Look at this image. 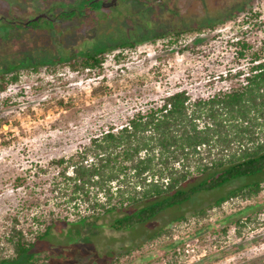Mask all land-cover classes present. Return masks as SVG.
Segmentation results:
<instances>
[{
    "label": "rangeland",
    "instance_id": "obj_1",
    "mask_svg": "<svg viewBox=\"0 0 264 264\" xmlns=\"http://www.w3.org/2000/svg\"><path fill=\"white\" fill-rule=\"evenodd\" d=\"M94 1L101 3L88 7L84 0H0V69L17 65L19 73L18 80L0 91V118L5 120L0 127V236L14 217L25 232L49 227L20 263L38 255L45 258L41 264H264V182L257 195L209 207L248 181L233 180L134 228L114 230L110 223L115 217L148 201L90 214L84 204H66L53 190L58 168L50 164L109 127L120 128L172 92L183 89L193 100L238 85L228 71L247 70L249 63L236 57L238 48L231 42L245 36L252 50L260 48L264 0ZM249 7L259 15L244 22ZM158 28L165 37L122 49V59L113 57L118 48L108 51L99 72L63 65L72 53L79 55L99 41L130 39ZM205 149L201 147V156ZM216 150L212 147L211 156ZM194 162L182 187L204 177L194 170ZM173 166L179 167L177 162ZM146 177L152 178L149 173ZM199 210L205 214L196 216ZM179 216L185 218L175 220ZM248 217L250 222L237 233L233 221ZM166 228L171 234L147 240L153 231ZM186 244L189 253H173V245Z\"/></svg>",
    "mask_w": 264,
    "mask_h": 264
},
{
    "label": "trees",
    "instance_id": "obj_2",
    "mask_svg": "<svg viewBox=\"0 0 264 264\" xmlns=\"http://www.w3.org/2000/svg\"><path fill=\"white\" fill-rule=\"evenodd\" d=\"M84 2L88 7L101 3L94 0ZM257 15L259 12L249 7L242 20L250 22ZM150 32L130 39L122 37L114 42L99 41L90 50L80 51L79 55L72 53L63 65L71 70L99 72L108 51L118 48L113 57L119 60L124 57L122 49L132 48L151 37L153 41L166 36L160 28ZM231 45L238 48L234 52L236 57L249 63L247 70L228 71V76L236 78L238 85L193 100L183 89L172 92L163 97L160 104L132 115L120 128L109 127L100 135L91 137L71 156L51 159L50 164L58 168L53 190L64 197L66 204H84L90 214L109 213L129 201H148L130 213L115 217L110 223L114 230L134 228L168 208L187 203L200 192L225 187L233 180L243 178L248 181L215 198L209 207H219L233 197L257 195L264 182V39H261L258 50H252V44L245 36ZM16 68L17 65H11L0 69V91L18 80ZM10 71L13 73L8 76ZM48 71L54 72V68ZM3 123L5 120L0 118V127ZM233 145L236 149L232 148ZM202 146L206 148V161L201 156ZM212 147H217L214 156H211ZM193 159L194 170L202 172L204 177L185 188L181 185L192 176ZM176 162L178 168L173 166ZM148 173L152 178L146 181ZM129 179H135V182L132 184ZM195 214L201 216L205 212L199 210ZM183 218L179 216L175 220ZM250 220V217L235 219L237 233ZM17 224L18 219L14 217L8 231L0 236V264H41L44 256L28 257L23 263L18 260L28 251L33 240L48 233L49 227L41 232H25ZM164 234H171L170 229L153 231L147 240ZM7 249L11 253L6 255L4 250ZM173 253L177 254L174 247Z\"/></svg>",
    "mask_w": 264,
    "mask_h": 264
},
{
    "label": "built area",
    "instance_id": "obj_3",
    "mask_svg": "<svg viewBox=\"0 0 264 264\" xmlns=\"http://www.w3.org/2000/svg\"><path fill=\"white\" fill-rule=\"evenodd\" d=\"M187 247H179V246H175L174 245V251L177 253V254H181V252H185V253H189L190 251L189 250H192L188 247V244H186Z\"/></svg>",
    "mask_w": 264,
    "mask_h": 264
},
{
    "label": "flooded vegetation",
    "instance_id": "obj_4",
    "mask_svg": "<svg viewBox=\"0 0 264 264\" xmlns=\"http://www.w3.org/2000/svg\"><path fill=\"white\" fill-rule=\"evenodd\" d=\"M105 6H107V4ZM46 16H48L50 18V16L48 14H46ZM50 19H53V18H50Z\"/></svg>",
    "mask_w": 264,
    "mask_h": 264
},
{
    "label": "water",
    "instance_id": "obj_5",
    "mask_svg": "<svg viewBox=\"0 0 264 264\" xmlns=\"http://www.w3.org/2000/svg\"><path fill=\"white\" fill-rule=\"evenodd\" d=\"M42 15V14H41Z\"/></svg>",
    "mask_w": 264,
    "mask_h": 264
}]
</instances>
